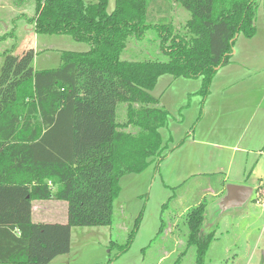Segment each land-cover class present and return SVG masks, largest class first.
Segmentation results:
<instances>
[{"label":"trees","instance_id":"trees-1","mask_svg":"<svg viewBox=\"0 0 264 264\" xmlns=\"http://www.w3.org/2000/svg\"><path fill=\"white\" fill-rule=\"evenodd\" d=\"M10 1L33 10L35 35L86 48L62 50L56 68L17 80L0 109V264H49L69 254L72 228L111 226L120 179L160 157L168 112L150 94L158 79L201 78L205 99L236 38L255 36L259 0H114L110 12L108 0ZM176 7L188 14L184 22L170 17ZM147 33L166 60L122 59ZM120 102L130 130L117 129ZM48 200L67 204L65 224L31 221L32 202ZM205 210L200 202L183 217L194 264L214 239Z\"/></svg>","mask_w":264,"mask_h":264},{"label":"rangeland","instance_id":"rangeland-1","mask_svg":"<svg viewBox=\"0 0 264 264\" xmlns=\"http://www.w3.org/2000/svg\"><path fill=\"white\" fill-rule=\"evenodd\" d=\"M258 2L255 36L236 38L228 64L212 77L206 101L199 94L201 78L164 75L158 79L150 94L168 112L165 129L159 131L164 147L160 157L142 173L120 179L111 226L72 228L69 254L49 264H172L176 260L194 264L196 249L185 247L183 211L200 202L206 205L205 229L214 232L203 264H264V187L260 193L255 187L256 170L264 176V0ZM113 7L114 0H108L107 11ZM32 13L10 0H0V37H4L0 40V109L3 101L13 99L17 80L28 78L36 68H56L62 50L86 49L67 36L35 35L28 22ZM170 17L184 22L188 14L176 7ZM150 38L147 33L140 44L130 45L122 59L165 61ZM141 49L145 51L136 54ZM200 118L203 123L195 142L187 144ZM115 119L117 129H132L127 125V102L117 105ZM237 142L248 152L236 154L231 177L223 184L225 188L232 185L241 171V186L254 192L243 206L224 211L220 202L226 190L219 195L205 192L215 188V177L197 174L213 172L217 166L225 172L229 153L217 148H230ZM33 220L47 223L53 217L42 213Z\"/></svg>","mask_w":264,"mask_h":264},{"label":"crops","instance_id":"crops-1","mask_svg":"<svg viewBox=\"0 0 264 264\" xmlns=\"http://www.w3.org/2000/svg\"><path fill=\"white\" fill-rule=\"evenodd\" d=\"M205 101H206V99H205ZM202 123H203V118H200V120L198 122L196 121V124H197L196 128L194 129V131H192V132H190L188 134V136L192 135V139L188 140L190 138L189 137L187 139L188 140L187 141L184 138L187 141V144H191V142H195V136L194 135L197 134L200 126H202ZM184 139L181 141V143L178 145V147H181L184 144V142H185ZM217 149L218 150H225V151H227V153H229L227 170H225V172H222L223 170L222 169H218V166H217L213 172H204V173H199L197 175L200 176V177L203 176L205 179H210V177H215V180H216V182H214L215 183V188L214 189L213 188H207V189H205V192L207 191L208 193L211 192V193H214V194H215V192H217L216 194L219 195V193L221 191H225V186H224L223 183L226 180L230 179V177H231L230 171H232V166L235 163L236 154H238V153L243 154V153H247L248 151H246L244 148H239V142H237V144L235 146H232L230 148H228V146H222V147L218 146ZM212 159H214V158L212 157ZM214 161H215V163L219 162V156H218V158L216 160L214 159ZM256 173H257V176H256L255 179H256V182H257V186H255V187L257 189L256 192L260 193L262 187H264V176H263V174L260 171L257 172V170H256ZM216 174H221L222 177L221 176L216 177L217 176ZM240 174H241V171L239 173H237V175H235V176H238L236 178L237 180H235V182L233 181V182H230V183H232L233 185H241L242 183L240 181H241V178L243 177V174H241V175ZM192 176H194V175H192ZM207 181H209V180H207ZM219 182L221 183L220 185H219ZM196 204H198V203H196ZM31 205H32L31 206V221L33 223H46V222H42L41 220L40 221L38 220L37 222H35L33 220L34 215H40L42 213L43 214H49V215H51L53 217V220H51L53 222H47V223H50V224H65L66 223V220H67V204L65 202L57 201V200L33 201ZM262 207H263V205H262ZM186 211L187 210L183 211V213L186 212Z\"/></svg>","mask_w":264,"mask_h":264},{"label":"water","instance_id":"water-1","mask_svg":"<svg viewBox=\"0 0 264 264\" xmlns=\"http://www.w3.org/2000/svg\"><path fill=\"white\" fill-rule=\"evenodd\" d=\"M226 195L221 199L222 210L243 206L252 196L254 190L241 185H227Z\"/></svg>","mask_w":264,"mask_h":264},{"label":"built area","instance_id":"built-area-1","mask_svg":"<svg viewBox=\"0 0 264 264\" xmlns=\"http://www.w3.org/2000/svg\"><path fill=\"white\" fill-rule=\"evenodd\" d=\"M264 200V199H263ZM263 207H264V202H263Z\"/></svg>","mask_w":264,"mask_h":264}]
</instances>
